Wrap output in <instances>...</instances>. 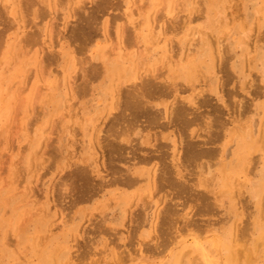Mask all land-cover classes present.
I'll list each match as a JSON object with an SVG mask.
<instances>
[{"label":"rangeland","instance_id":"1","mask_svg":"<svg viewBox=\"0 0 264 264\" xmlns=\"http://www.w3.org/2000/svg\"><path fill=\"white\" fill-rule=\"evenodd\" d=\"M30 1L0 0V264H264V0ZM132 91L151 126L115 123Z\"/></svg>","mask_w":264,"mask_h":264},{"label":"bare ground","instance_id":"2","mask_svg":"<svg viewBox=\"0 0 264 264\" xmlns=\"http://www.w3.org/2000/svg\"><path fill=\"white\" fill-rule=\"evenodd\" d=\"M13 1H14V0H13ZM20 1H21V0H20ZM27 1H30V0H27ZM33 1H35L34 4H37L36 2L40 3V0H37V1H36V0H33ZM58 1H59V0H58ZM58 1H57V2H58ZM113 1H114V0H113ZM30 2L32 3V0H31ZM30 2H29V3H30ZM46 2H47V0H46ZM114 2H115V1H114ZM114 2H113V4H114ZM21 3L23 4V1H22ZM21 3H19V4H21ZM163 3H164V2H163ZM22 4H21V5H22ZM27 4H28V3H27ZM27 4H26V5H27ZM34 4H33V5H34ZM43 4H44V3H43ZM84 4H85V3H84ZM115 4H116V3H115ZM17 5H18V4H17ZM29 5H32V4H29ZM59 5H60V4H59ZM85 5H86V4H85ZM87 5H88V4H87ZM51 6H52V5H51ZM61 6H62V5H61ZM95 6H96V5H95ZM113 6H114V5H113ZM113 6H112V7H113ZM122 6H123V5H122ZM25 7H28V6H25ZM146 7H147V6H146ZM164 7H165V6H164ZM61 8H62V7H61ZM82 8H83V7H82ZM2 9H3V8H2ZM22 9H23V8H22ZM80 9H81V6H80ZM80 9H79V10H80ZM24 10H26V9H24ZM119 10H120V9H119ZM20 11H21V10H20ZM117 11H118V10H117ZM21 12H22V11H21ZM27 12H28V11H27ZM87 13H88V11H87ZM140 13H141V12H140ZM142 13H143V11H142ZM157 13H158V12H157ZM89 14H90V13H89ZM22 16H24V15H22ZM89 16H90V15H89ZM91 16L94 17V19H93V17H92V20L95 21V20H96V17H95L93 14H91ZM91 16H90V17H91ZM27 17H28V16H27ZM75 17H76V16H75ZM90 17L88 18V14H87V19H90ZM76 18H77V17H76ZM84 18H85V17H84ZM122 18H123V17H122ZM164 18H165V17H164ZM2 19H3V18H2ZM4 19H5V18H4ZM87 19H85V22H86L85 24H86V25L88 24L87 26H90L91 23L89 24V23H87V22H93V21H92V20H90V21H89V20L86 21ZM28 20H29V19H28ZM83 20H84V19H83ZM1 21H2V20H1ZM1 21H0V22H1ZM3 21H4V20H3ZM3 21H2V22H3ZM24 21H25V20H24ZM124 21H125V20H124ZM6 22H7V21H6ZM20 22H21V21H20ZM25 22H26V21H25ZM157 22H158V21H157ZM165 23H166V22H165ZM0 24H1V23H0ZM24 24H25V23H24ZM80 24H81V26L83 25L82 23H80ZM125 24H126V23H124V26H125ZM166 24H167V23H166ZM25 26H26V25H25ZM91 26H92V25H91ZM169 26H170V25H169ZM9 27H10V25H9ZM79 27H80V26H79ZM83 27H85V26H83ZM14 28H15V27H14ZM71 28H72V27H71ZM89 28H90V27H89ZM34 29H35V28H34ZM32 30H33V29H32ZM186 30H187V29H186ZM74 31H77V30H74ZM86 31H87V30H86ZM91 31H92V29H91ZM122 31H123V30H122ZM70 32H71V31H70ZM84 32H85V31H84ZM126 32H127V31H126ZM130 32H131V31H130ZM29 33H30V32H29ZM29 33H28V34H29ZM35 33H36V32H35ZM35 33H34V34H35ZM37 33H38V32H37ZM82 33H83V31L81 32V35L83 36ZM124 33H125V32H124ZM196 33H197V32H196ZM32 34H33V33H32ZM86 34H87V33H86ZM74 36L77 37L76 35H73L72 37H74ZM78 36H80V32H79ZM86 37H87V36H86ZM88 37H89V36H88ZM30 38H31V37H30ZM93 38H94V37H93ZM0 39H1V38H0ZM129 39H131V38L129 37ZM196 39H197V38H196ZM2 40H3V39H2ZM85 40H87V39H85ZM22 41H23V40H22ZM125 41H126V40H125ZM125 41H124V43H125ZM134 41H135V40H134ZM23 42L26 43L25 41H23ZM27 42H29V41H27ZM90 42H91V41H90ZM171 42H172V41H171ZM92 43H93V42H92ZM173 43H175V41H174ZM27 44H28V43H27ZM27 44H26V45H27ZM88 44H89V43H88ZM123 45H124V44H123ZM22 46H23V44H22ZM77 46H78V45H77ZM115 46H116V44H115ZM131 46H132V45H131ZM175 46H176V45H175ZM192 46H193V45H192ZM15 47L17 48L18 46L16 45ZM125 47H127V46L125 45ZM223 47H224V46H223ZM232 47H233V46H232ZM1 48H2V47H1ZM172 48H173V47H172ZM191 48H192V47H191ZM191 48H190V49H191ZM219 48H220V47H219ZM224 48H226V47H224ZM30 50H31V49H30ZM79 50H80V49H79ZM86 50H87V49H86ZM110 50H111V49H110ZM115 50H116V49H115ZM148 50H149V49H148ZM191 50H192V49H191ZM111 51H112V50H111ZM129 51H130V50H129ZM141 51H142V50H141ZM220 51H221V50H220ZM25 52H26V51H25ZM112 52H113V51H112ZM190 52H191V51H190ZM26 53H27V52H26ZM140 53H141V52H140ZM178 53H179V52H178ZM127 54H128V53H127ZM138 54H139V53H138ZM189 54H190V53H189ZM193 54H194V53H193ZM193 54H192V55H193ZM110 55H112V54H110ZM110 55H109V56H110ZM125 55H126V54H124V57H127V55H126V56H125ZM174 55H175V54H174ZM190 55H191V54H190ZM19 56H20V55H19ZM21 56H22V54H21ZM109 56H108V57H109ZM44 57H45V54H44ZM44 57H43V58H44ZM47 57H48V56H47ZM55 57H56V56H55ZM58 57H59V56H58ZM80 57H81V56H80ZM80 57H79V58H80ZM108 57H107V58H108ZM132 57H133V56H132ZM172 57H173V56H172ZM77 58H78V57H77ZM79 58H78V59H79ZM19 59H20V58H19ZM144 59H145V57H144ZM224 59H225V58H224ZM44 60H45V58H44ZM49 60H50V59H49ZM59 60H60V59H59ZM84 60H85V59H84ZM86 60H87V59H86ZM98 60H99V58H98ZM109 60H110V59H109ZM111 60H112V59H111ZM139 60H140V59H139ZM42 61H43V60H42ZM15 62H16V60H15ZM139 62H140V61H139ZM87 63H88V62H87ZM87 63H86V64H87ZM15 64H16V63H15ZM138 64H139V63H138ZM176 64H177V63H176ZM90 65H91V64H90ZM96 65H97V64H96ZM108 65H109V64H108ZM98 66H99V65H98ZM100 66H102V65H100ZM106 66H107V65H106ZM141 66H142V65H140V67H141ZM87 67H88V64H87ZM102 67H103V66H102ZM165 67H166V66H165ZM39 68H40V67H39ZM100 68H101V67H100ZM104 68H105V67H104ZM90 69H91V68H90ZM224 69H225V68H224ZM96 70H97V69H96ZM102 70H103V69H102ZM165 70H166V69H165ZM226 70H227V69H226ZM94 71H95V70H94ZM95 72H96V71H95ZM5 73H6V72H5ZM99 73H100V69H99ZM99 73H98V74H99ZM104 73H105V72H104ZM42 74H43V73H42ZM95 74H97V72H96ZM89 75H90V74H89ZM93 75H94V74H93ZM143 75H144V74H143ZM163 75H164V74H163ZM163 75H162V76H163ZM145 76H146V75H145ZM145 76L143 77V79H144V78L146 79ZM155 76H156V79H157L155 83H156V85H157V84H158V83H157V81H158L157 76H159V75H155ZM155 76H154V77H155ZM91 77H94V76H91ZM141 77H142V76H141ZM154 77L151 78V80H148L147 83L149 82V83H151V84H152V83L154 84V82H152V79H153V81H155V80H154ZM226 79H228V78H226ZM114 80H116V79H114ZM0 81H1V80H0ZM143 81H144V80H143ZM150 81H151V82H150ZM159 81H160V80H159ZM159 81H158V82H159ZM161 82H162V81H160V83H159L160 86L157 87V88H156L153 84L151 85V87H152V86L154 87L153 92H152V90H151V94L154 93L155 90H156V93H157V92L160 93V91H158V89L161 90V88L164 86L163 83L161 84ZM90 83H91V82H90ZM143 83H144V82H143ZM143 83H142V84H143ZM132 84H133V83H132ZM140 84H141V83H140ZM142 84H141V85H142ZM144 84H145V86L147 85L146 82H145ZM174 85H175V84H174ZM157 86H158V85H157ZM165 86H166V85H165ZM165 86H164L163 90L165 89ZM87 87H88V86H87ZM128 87H129V86H128ZM169 87H171V86H169ZM132 88H133V87H132ZM140 88H141V87H140ZM166 88H168V87L166 86ZM49 89H50V88H49ZM128 89H131V87H130V88H127L126 91H129ZM135 89H136V88H135ZM170 89H171V88H170ZM122 90H123V89H122ZM124 90H125V89H124ZM136 90H137V89H136ZM163 90H162V91H163ZM165 90L167 91V89H165ZM9 91H10V90H9ZM134 91H135V90H134ZM166 91L161 92L162 94L160 93L159 95L156 94V93H155V94L158 95V96H160V95L162 96L164 93H166ZM169 91H170V90H169ZM143 92H144V91H143ZM148 92H149V91H148ZM132 93H133V91L130 93V95H132ZM135 93H136V91H135ZM149 93H150V92H149ZM125 94H126V92L123 91V96H124ZM166 94H167V93H166ZM166 94H165V96H166ZM135 95H136V94H135ZM135 95L133 94V95L130 96L129 98L127 97V98H126L127 100L125 99L126 102L123 103V102H124V100H123V101L121 102V105L118 104L119 102H118V103H115V102H114L115 104H118L117 107L119 106V111L121 110L120 112H118V114H119V113H121V114H119L118 117L115 116V123L117 124V120H119V119H121L120 121H122L123 119L126 120V117H127V120L129 121V119H128L129 116H128V115L125 116L126 113H125L124 111H126V112H128V114L130 113L131 118H132V120L130 119L131 122H129V123H128V121L126 120L127 124H133L135 120H136L135 123H136V122L139 123V122L142 121V120H140V117L142 116L141 119H143V116H144V117L147 118L148 125L151 126V125H152L151 123L155 122V119L158 118L159 116H158L157 113H155V112H154V114L151 113V107H149V105L147 106V104H148V103L146 102L147 100L145 101V99H143L144 97H143L141 94H140L141 96H139L138 94H137L136 96H135ZM147 95H148V93H147ZM147 95H146V96H147ZM153 95H154V94H153ZM153 95H152V96H153ZM169 95L171 96V94H169ZM167 96H168V94H167ZM142 97H143V98H142ZM148 97H149V95H148ZM154 97H157V96H154ZM171 97H172V96H171ZM150 98H151V97H150ZM158 98H159V97H158ZM143 100H144V101H143ZM176 100H177V99H176ZM97 101H98V100H97ZM177 102H179V101L177 100ZM183 103H184V101H183ZM122 104H123V106H124V105H125V106L123 107ZM175 104H176V106H178V104L180 105L181 102L178 103V104L174 102L173 105L175 106ZM187 104H188V103H187ZM92 105H93V104H92ZM181 105H182V104H181ZM181 105H180V106H181ZM183 105H185V103H184ZM174 106H171V109H170V112H171V110L173 109L172 111H173L174 114H172V113H169V114L174 115V118H175V119L173 118L172 115H171V116H172L171 119H173L175 122L181 121L182 123H184L183 125L186 126L185 123L188 124L189 121H190L189 118H188V115H189L190 113L187 114V111L185 110L186 108H182V107L179 106V109L177 110V109H175ZM186 106H187V105H186ZM147 107H149V108H147ZM173 107H174V108H173ZM121 108H124V111H123V109H121ZM117 109H118V108H117ZM117 109H116V110H117ZM167 111H168V110H167ZM86 112H88V111H86ZM123 112H124V113H123ZM82 114H83V113H82ZM123 114H124V115H123ZM191 114H192V113H191ZM191 114L189 115V117H191ZM69 115H70V114H69ZM75 115H76V114H75ZM80 115H81V114H80ZM80 115H79V116H80ZM116 115H117V114H116ZM120 115H122V117H121ZM124 116H125V117H124ZM157 116H158V117H157ZM69 117H70V116H69ZM119 117H120V118H119ZM80 118L82 119V117H80ZM118 118H119V119H118ZM122 118H123V119H122ZM136 118H137V119H136ZM146 118H145V119H146ZM221 118H222V116H221ZM83 119H85V118L83 117ZM134 119H135V120H134ZM138 119H139V120H138ZM161 119H162V118H161ZM187 119H188V120H187ZM125 120H124V122H125ZM133 120H134V121H133ZM137 120H138V121H137ZM173 120H171V121L173 122ZM82 121H83V123H84L85 120H82ZM87 121H88V120H87ZM144 121H145V120H144ZM124 122H123V123H124ZM159 122H160V120H159ZM191 122H192V121H191ZM119 123H122V122H119V121H118V125H122V124H119ZM138 123H137V124H138ZM149 123H150V124H149ZM223 123H224V122H223ZM142 124H143V123H142ZM145 124H146V122H145L143 125H145ZM171 124H172V123H171ZM133 125H134V124H133ZM133 125H132V126H133ZM143 125H141V126H143ZM169 125H170V123H169ZM123 126H124V125H123ZM164 126H168V124H167V125H166V124H165V125L163 124L162 127H164ZM130 127H131V126H130ZM143 127H144V126H143ZM146 127H147V125H145L144 128H146ZM170 127H171V125H170ZM164 128H165V127H164ZM187 128H188V127H187ZM166 129H167V128H166ZM84 130H85V129H84ZM86 130H87V129H86ZM187 130H188V129H187ZM181 131H182V130H181ZM82 132H83V131H82ZM101 132H103V131H101ZM101 132H100L99 134L102 135ZM159 132H160V131H159ZM159 132H158V133H159ZM182 132H183V131H182ZM184 132H185V130H184ZM85 133H86V132H85ZM146 133H147V132H146ZM154 133H155V132H154ZM180 133H181V132H180ZM185 133H187V135H188V132H185ZM108 134H109V133H108ZM110 134H111V133H110ZM156 134H157V133H156ZM156 134H155V135H156ZM103 135H104V134H103ZM106 135H107V134H106ZM158 135H160V134H158ZM158 135H157V136H158ZM177 135H178V134H177ZM83 136H85V135H83ZM97 136H98L99 140L101 139L100 137H102V136L99 137V135H97ZM157 136H156V137H157ZM180 136H181V135H180ZM188 136H189V135H188ZM188 136H187V138H188ZM190 136H191V135H190ZM210 136H211V135H210ZM112 137H115V135H113ZM116 137H117V136H116ZM160 137H161V136H160ZM184 138H185V137H184ZM187 138H185V139H187ZM107 139H108V138H107ZM110 139H111V138H110ZM114 139H115V138H114ZM185 139L183 140V142H186V141L188 140V139H187V140H185ZM190 140H191V139H190ZM106 141H108V140H106ZM114 141H115V140H114ZM191 141H193V140H191ZM204 141H205V140H204ZM111 142H112V143H111ZM111 142H110V146H111V144H113V143H115V144H113L114 146L112 145L113 147H111V148L108 146V147L110 148L109 150H110V152H111V150H113V151L115 150L114 152L112 151V154L114 155L115 152H116V154L118 155V156L116 155V157L119 158V156L123 155L122 152H120V151H123V149L121 148L122 150H120L119 152H117V150L120 149V148L115 149L116 141L113 142V140H112ZM179 142H180V140H179ZM202 142H203V141L197 142V145L200 146V148H198V150L195 149V148H193V147H194L193 144L196 145V142H194V141H193V144H192V143L190 144V142H189V143L187 142V144H185V147H182V145L184 146V143H183V144H182V142L180 143V144H181V146L179 145L180 147L185 148V149L187 148L186 151H185V153H186V157H187V160H186V161H188V162H189V161H191V162L193 161V162H194L196 159L202 158L203 156H206V157L209 156V157H210V155L212 154L211 152H212L213 150H212V149L209 150V148H208V149H207V148L205 149V148H204V145H205V144H204V145H203V144L200 145ZM207 142H208V143H207ZM119 143H120V142H119ZM203 143H204V142H203ZM212 143H213V141H211V140L206 141V145H207V144H212ZM108 145H109V143H108ZM117 145H118V142H117ZM186 145H187V146H186ZM192 145H193V146H192ZM206 145H205V146H206ZM106 146H107V145H106ZM201 146H202V147H201ZM117 147H121V146H117ZM117 147H116V148H117ZM122 147H123V146H122ZM197 147H198V146H197ZM112 148H113V149H112ZM127 148H128V147H127ZM202 148H203V149H202ZM124 150H125V148H124ZM128 150H129V149H128ZM105 151L107 152L108 150L105 149ZM129 152H132V150H131V151L129 150ZM183 152H184V151H183ZM120 153H121V155H119ZM103 154H104V153H103ZM105 154H106V153H105ZM108 154H109V153H107V155H108ZM112 154H111V155L109 154L108 157L106 156L107 158H109V160H107V161L111 163V164H110V163H107V161L105 160L106 163H107V165H109V164H110V165H113V164H116V163L120 164V163H122L123 161H125V160L122 161L121 159H122L123 157H122V158L120 157L121 159L119 158V162L117 161V162L112 163L111 160H110V157L113 156ZM124 154H127L126 151H124ZM128 154H129V153H128ZM128 154H127V155H128ZM131 154H132V153H131ZM129 155H130V154H129ZM134 155H135V153L133 154V156H134ZM109 156H110V157H109ZM123 156L125 157V155H123ZM131 156H132V155H131ZM176 156H177V154H176ZM113 157H114V156H113ZM160 157H162V156L157 157V158H158L157 162H160V161L163 162V160H165V159H162V160H161ZM170 157H171V156H170ZM117 158H115V159H117ZM159 158H160V161H159ZM163 158H165L164 155H163ZM172 158H173V157H172ZM184 158H185V157H184ZM124 159H126V161H128L127 157H125ZM150 159H151V158H150ZM184 160H185V159H184ZM120 161H121V162H120ZM149 161H150V160H149ZM152 161H153V160H152ZM168 161H169V159H168ZM193 162H192V163H193ZM220 162H221V161H220ZM150 163H151V161H150ZM123 164H127V162H126V163L123 162ZM137 164H138V163H137ZM160 164H162V163H160ZM160 164L158 163L157 166L160 167ZM169 164H171V163L169 162ZM169 164H168V165H169ZM120 165H121V164H120ZM120 165H119V166H120ZM128 165H129V164H128ZM130 165H131V164H130ZM176 165H177V162H176ZM179 165H180V164H179ZM116 166L118 167L117 164H116ZM131 166H132V165H131ZM149 166H150V165H149ZM169 166H170V165H169ZM171 166H172V165H171ZM171 166H170V167H171ZM174 166H175V165H174ZM158 167H157V168H158ZM163 167H164V165H163ZM165 167H166V166H165ZM178 167H179V166H178ZM79 169H80V168H79ZM83 169H85V168H83ZM119 169H121V168H119ZM171 169H172V168H170V170H171ZM80 170H81V169H80ZM80 170H79V171H80ZM167 170H168V171H166V172L163 171V170L161 171V169L158 170V172H159V174H160V179H159V181H156V180H155V181H156V182H155L156 185H157L160 181H164L165 183L168 182L169 185H170L171 183H175V185L177 184L178 181L175 180V181H176V182H175L174 179H173L175 176L170 177V179L168 180L171 171L169 170V168H168ZM81 171H82V170H81ZM83 171H84V170H83ZM87 171H88V169L86 168V172H87ZM125 171H127V170H125ZM128 171H129V170H128ZM156 171H157V170H155V171L153 172L154 175H155V173H157ZM169 171H170V172H169ZM173 171H175V173H176V170H175V169H174ZM112 172H113V171H112ZM112 172H109V173H112ZM114 172H115V170H114ZM167 172H169V173H168L169 175H167ZM82 173L84 174V172H82ZM87 173H88V172H87ZM87 173H85V174H87ZM109 173H108V174H109ZM116 173H117V172H116ZM116 173H115V175H116ZM112 174H113V175H111L112 177L110 176V178H111L110 181H111V182H114L115 180H117V177H115V178H116V179H115V178H114V176H115L114 173H112ZM122 174H123V173H121V176H122ZM127 174H129V173L127 172ZM173 174H174V173H173ZM123 175H124V174H123ZM144 175H145V173H144ZM174 175H176V174H174ZM108 176H109V175H108ZM118 176H119V178H120V174H119V173H118ZM130 176H131V175H130ZM130 176H129V178H130ZM166 176H168V178H166ZM170 176H171V175H170ZM150 177H152V174L150 175ZM82 178H83V177H82ZM112 178H114V179H113L114 181L112 180ZM157 178H158V177H157ZM133 179H134V178H133ZM136 179H137V177L134 179V181H129L128 178H124V180H122V181H124L122 185H123V186H124V185H127V187H128L129 184H131V183H135L136 181H139L138 179H137V180H136ZM172 179H173V180H172ZM150 180H151V179H150ZM110 181H108V182H110ZM117 181H119V180H117ZM117 181H115V183H118ZM143 181H144V180H143ZM171 181H172V182H171ZM173 181H174V182H173ZM104 182H105V181H103V184L108 183V182H106V183H104ZM111 182H110V183H111ZM119 182H120V181H119ZM139 182H142V181H139ZM157 182H158V183H157ZM89 183H90V182H89ZM151 183H152V181H151ZM103 184H102V185H103ZM120 184H121V182H120ZM136 184H137V182H136ZM139 184H140V183H139ZM139 184H138V185H139ZM159 184H160V183H159ZM160 185H161V184H160ZM160 185H158V186H160ZM165 185H166V187H167L168 184H165ZM171 185H172V184H171ZM89 186H90V185H89ZM97 186H98V188H99L100 190L103 189V187H102L101 185H100V186L102 187V189H101V187H100L99 185H97ZM135 186H137V185H135ZM176 186H177V188L180 187L179 185H176ZM176 186H175V187H176ZM131 187H133V186H131ZM131 187H130V185H129V188H131ZM170 187H171V188H174L173 186H170ZM170 187H168V188H170ZM94 188H95V187H94ZM96 188H97V187H96ZM162 188H163V187H162ZM162 188H161V189H162ZM146 189H147V188H146ZM159 189H160V188H159ZM161 189H160V190H161ZM76 190H77V189H76ZM92 190H93V189H92ZM100 190H99V191H100ZM156 190H158V189L156 188ZM179 190H180V189H179ZM97 192H98V190H97ZM94 194H96V191H95ZM97 194H99V192H98ZM80 195L83 196L82 194H80ZM176 196H178V194H176ZM202 197H203V196H202ZM80 198L82 199V198H84V197H80ZM175 198H176V197H175ZM172 199H173V198H172ZM172 199H171V200H172ZM171 200H170L169 202H172L174 199H173L172 201H171ZM202 200L204 201V199H202ZM205 200H207V199L205 198ZM203 201H202V202H203ZM167 209H168V208H167ZM167 211H168V212H167ZM167 211H165V212H167V214L165 213V218H164V216H163V215H164V214H163L164 211H163V213H162V214H163V215H162V218H164V219H165V222H167V223L169 224V222L166 221V220L171 219V218H170L171 215H170L169 211L172 212V213H171L172 215L174 214V212H173V210H170V209H168ZM168 214H169L170 216H169ZM166 215H168V216L166 217ZM168 217H169V218H168ZM167 218H168V219H167ZM172 218H173V217H172ZM173 220H174V218H173ZM169 221H170V220H169ZM165 222H164V223H165ZM162 223H163V220H162ZM167 223H165V224H167ZM170 223H171V222H170ZM172 223H173V221H172ZM174 224H175V223H174ZM170 225H171V224H170ZM168 226H169V225H168ZM218 252H219V251H218ZM188 253H189V252H188ZM195 258H196V257H195ZM209 258H210V257H209ZM173 259H174V260H173V263H172V264H179L178 262L180 261L181 258L179 257V255L176 254V255L173 257Z\"/></svg>","mask_w":264,"mask_h":264}]
</instances>
